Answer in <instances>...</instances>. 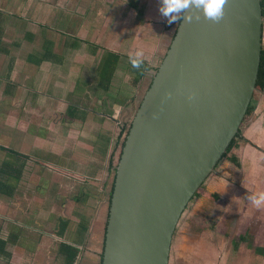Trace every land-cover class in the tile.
I'll use <instances>...</instances> for the list:
<instances>
[{"label": "water", "instance_id": "obj_1", "mask_svg": "<svg viewBox=\"0 0 264 264\" xmlns=\"http://www.w3.org/2000/svg\"><path fill=\"white\" fill-rule=\"evenodd\" d=\"M183 13L117 166L102 264H170L178 225L240 132L263 49L261 0ZM187 17V19L185 18Z\"/></svg>", "mask_w": 264, "mask_h": 264}, {"label": "crops", "instance_id": "obj_2", "mask_svg": "<svg viewBox=\"0 0 264 264\" xmlns=\"http://www.w3.org/2000/svg\"><path fill=\"white\" fill-rule=\"evenodd\" d=\"M133 1L129 0L131 3ZM145 2L147 3V0ZM148 5H150L149 2ZM2 6L0 8L4 9L10 15L11 19V12L5 9V6ZM140 8H143V6L134 5L132 7L133 10H140ZM78 10L83 11V14L88 13L86 7H78ZM78 10L76 13H78ZM46 12L49 13V10H46ZM180 17L179 15V19ZM10 19L5 25L4 46H2L4 47V51H0V58L12 56V64L8 68V78H11V74L15 69L17 78H20V82H14L16 87L20 86L24 90V87H27V85L30 86L32 95L30 101L25 102V106H29L28 109L32 112L37 111V114L40 115V119L30 121L29 124L36 123L35 125L32 124V128L29 129V127H26L28 128L26 132H32L31 138L34 143L33 146L36 147L41 142L38 148L49 153H54L56 150H66L65 142L63 143L64 145H59V143L61 144L62 137L65 135H58L59 132L54 131L56 127H59V130H61L63 126L65 129L70 130L71 133L69 136L74 137L76 143L80 146H75L74 149L72 147V149L68 150L70 153H73L74 150V154H69V162L72 161V163L71 165H67L69 164L67 162L63 167L57 162H51L48 159L38 156L31 158L30 155L19 151L21 155L19 157H22V162L26 163V166L21 179L17 180L18 182L16 181L15 194L12 196L0 194V196L16 200L13 215L7 212L10 206L4 213H0V227L4 226L5 228L8 226L14 230L12 234H9L8 239L13 234L19 237L18 242H9L7 245V251L12 254L9 260L14 261L15 264H65L59 257L60 248L63 242H69L79 246L81 250L76 264H90L91 261L94 264H102L107 224L110 215L109 210L108 220H106L104 208L107 210V199H104L103 192L106 190L105 194L109 195V188L107 189V186L109 183L111 184L110 181L116 176L117 170V168L114 170L115 168L112 167L113 154L109 144H112L114 138L120 131L108 130L110 134L105 139V151H97V146L94 147V144L88 147L89 144L84 141L87 138L84 133H93L97 129L91 125H89L91 128H86V125L80 124L78 121L85 124L86 121H93V119L95 122L100 119L104 121L105 119L103 117H96L97 114L95 112V118L94 116L85 118L78 114L80 111L86 112L80 105H68L66 101L69 97H58L67 88L63 86L64 82L70 78L69 74L63 71L57 76L53 73V68L56 65L62 67L67 61L65 56H59L60 54H56L54 51L58 47L57 40H55L57 38H53V35L50 33L56 31L58 27L57 29L47 28L43 30V32H47V38L44 41V49L42 50L45 53H42L38 49V33L37 31H32L31 28L23 38L15 41L6 39L7 32L11 29L9 24ZM101 24L107 25L105 19L101 23H95V26ZM98 27L96 26L95 29ZM59 31L63 32L61 35L75 38L71 32L68 33V31L62 29H59ZM262 38L264 47V20ZM127 40L129 41L130 38H127ZM65 43L67 56V53L70 52V49L74 45L69 40H65ZM11 47L22 48V50L20 49L22 53L19 57L11 54ZM28 47H35L36 49L33 48L28 52ZM49 51H52V53L48 55ZM108 51L113 50L109 49ZM116 52L121 53L123 58L121 51L117 50ZM46 56H50L51 59L41 62V58H46ZM104 57V55L101 57L100 65ZM16 59H19V61ZM15 62L17 64L16 67ZM118 70L115 74L114 81L117 77ZM98 74L101 79L100 73ZM54 76L55 78L53 79ZM71 77L72 79L74 78V76ZM113 85L109 92L102 88L96 89L93 95L88 97V100L90 98L97 99L98 101L102 99L106 100L104 96H108L109 103L112 102V107L118 103L121 104L122 100L119 101L118 99L111 98ZM77 90L78 87L75 88V85H71L67 94H77ZM89 93L91 92H88L86 96H89ZM134 97L135 94L132 96L126 94V99L123 102L125 101L127 103L126 105H128L130 101L131 103L134 102ZM123 104L121 105L126 106ZM50 105H56L60 111L62 110L61 116L63 119H53L50 117L49 111L52 108ZM68 112H72V114L67 116ZM254 114L250 118V126L247 129L254 127L259 130V135L255 140H252V138L245 135L244 130L241 128L242 136L248 142L245 145L239 144L232 148L222 160L216 172L204 184L203 191L197 194L190 203L175 234L170 264H264V246L259 245L260 239L256 235L261 229L260 225H263V220L258 209H255L256 205L252 202H247L246 191L250 188V185L249 182H245L248 176H254L255 163H258V160L260 161L262 157L259 148H263L262 145L264 144V93H260L259 95V101ZM71 121L74 123L73 128L70 127ZM123 125L125 126V123ZM16 127L21 129L20 125ZM41 129H45V132H40ZM102 132L106 131L102 129ZM95 135L98 134L95 133ZM99 135L102 136L100 129ZM36 140L38 141L36 142ZM248 158L253 163L246 165L244 162ZM40 162H44V167L39 166ZM54 167H60L62 169L58 170ZM70 168L74 172L72 173L74 176L71 181L75 182L73 180H76L79 182L83 187L81 188L82 193L67 197L58 190L57 193H61L60 196H64L65 201L61 200L57 204L51 203L49 192L57 188L54 187L57 185L54 181H61V178L55 175H59L60 177H64L65 175L67 179H71L65 173ZM48 174L49 179L45 178ZM244 176V181L242 180L243 182H240ZM71 181L69 180L70 183H72ZM45 183H48L46 189L43 187ZM70 183L62 180V184L60 183L58 188L61 189V185L68 186ZM77 189H79V186ZM232 193H235L234 199L231 198ZM39 195H42L46 200L40 207H38ZM5 199L1 197V200L4 201ZM40 222L43 226L51 225L52 230L41 228L39 225ZM66 224H68L66 229L62 230V227ZM16 228L20 230L16 232ZM43 238L50 240L48 247L44 245ZM34 243L36 247L32 246ZM46 248L47 250H45ZM45 256L46 260L44 259ZM0 258L6 257L0 255ZM88 260L89 263L87 262ZM0 264L6 263L3 259H0Z\"/></svg>", "mask_w": 264, "mask_h": 264}, {"label": "rangeland", "instance_id": "obj_3", "mask_svg": "<svg viewBox=\"0 0 264 264\" xmlns=\"http://www.w3.org/2000/svg\"><path fill=\"white\" fill-rule=\"evenodd\" d=\"M85 1L86 3H84ZM148 2L150 5H148ZM133 3L129 2V0H0V7L4 5L5 9H8L12 14L9 23L11 29L7 32L6 37L9 41H15L19 38L25 37L31 28L32 31L34 30L38 33V49L42 51L44 49V41L47 38V32L45 33L43 30L47 28L57 29L58 27L56 31L50 33L53 35V38H57L55 40H57L58 47L55 49L58 51H54L56 54H60L59 56H65L67 61L62 67L53 65L55 66L53 68V73L57 76L60 75L61 71H63L69 74L70 77L63 85L67 88L64 89L63 93H60L58 97H69L66 101V104L68 105H80L88 113L80 111L78 114L84 116L85 118H91L92 116L95 118L96 113V117H103V119H105L104 121L100 119L97 122L93 119V121H86L87 124L76 120L80 124L86 125V128L91 125L97 129V131L94 130L93 133H84L87 136L84 141L89 144L88 147L93 144L94 147L97 146L96 149L99 152L105 151V139H107L110 134V131L108 130L120 131L121 133L122 130L124 131L123 123H125V127L127 128L131 126V122L136 115L144 94L152 83L154 74L156 73V70H151L149 72L150 75L146 77L145 81L141 84V87L138 88L134 82V73L131 70V60L136 58L137 52H140L141 55L139 60L147 61L156 68L159 67L174 38L172 34H174L178 26L179 17L176 21L168 23L166 18L160 15L158 11V0H147V3L145 0H134ZM134 5H142L143 8H140V10H133L132 7H134ZM78 7H86L88 13L83 14V11L78 10ZM46 10H49V13H47ZM77 10L78 13H76ZM103 19H105L107 25H96L99 26L97 28L99 30L95 29V23H101L103 22ZM59 29L68 31V33L71 32L75 38H71V36L69 38L67 35H61L63 32L59 31ZM127 38H130V40L128 41ZM65 40H69L70 43L74 45L70 49V52L67 53V56ZM33 48L28 47L27 51L29 52ZM10 49L12 51L11 54L15 57H19L22 53V51H20L22 48L11 47ZM94 49L97 50L96 54L93 53ZM109 49L113 51L118 50L123 53L117 77L115 81L113 80L114 85L111 91V98L122 100L126 97V94L129 96L135 94L134 102L131 103L130 101L128 104L129 106H122L118 103L112 107V102L109 103L108 96H104L106 100L102 99L98 101L97 99L92 98L88 100V97L92 96L93 92H95L96 89L100 88L103 84V81L100 79L98 74V68L102 59L101 57L103 55L105 56L109 52ZM42 53H45V51H42ZM11 59L12 56H4L0 58V145L7 146L9 150L20 151L26 155H30L31 158L33 156H38L48 159L51 162H57L63 167L64 164H67V162L70 161V155L74 154V150L73 153L68 152V150L72 149V147L74 149L75 146L80 145L76 143L74 137L69 136L71 133L70 130L67 128L65 129L63 126L61 130H59V127H56L54 131L59 132L58 135H65L62 137L61 144L59 143V145H62L65 142L66 150H56L54 153H49L41 148H38V146L41 145V142H39L36 147L33 146L34 143L31 138L32 132H26L28 129L26 127H29V129L32 128L36 123H32V125L29 124L30 121L40 119V115L37 114V111L32 112L28 109L29 106H25V102L30 101L31 99L32 93L30 92V86L27 85V87H24V90H22L20 86L14 87V82H20V78H17L18 76L15 69L12 74L10 72L11 78H8V68L12 64ZM16 60L19 61V59ZM16 66L17 64L15 62V67ZM71 76H74V78L72 79ZM71 85H75V88L78 87L77 94H67ZM12 90L15 93H8ZM88 92L91 93L88 94L89 96H86ZM50 107H52L49 111L50 117L53 119H63L61 116L62 110L60 111L56 105H50ZM251 117L247 118V121L244 120L241 128L244 130L245 135L252 138V140H255L259 135V130L254 127L247 129L250 126L249 121ZM58 121L62 122L61 120ZM15 125H20L21 129ZM70 127H74L73 121H71ZM99 129L102 136L99 135ZM102 129L106 132H102ZM40 132L44 133L45 129H41ZM95 133L98 135H95ZM120 133H118V135L114 138L112 144H109L114 158V166L119 164V158L122 150L121 147L123 141L125 140L124 137H121ZM37 141L38 140H36V142ZM262 147L263 148H259V150H261L260 152L262 153V157L260 161L258 160V163H255L256 168L253 174L254 176H248L245 180V182H249L250 185V188L246 191L247 198L253 193L259 194L264 192V144ZM12 158H15L14 154H11L9 151L0 150V164L3 161H12ZM71 163L72 161L67 165H71ZM244 163L248 165L253 162L250 158H248ZM44 165V162L39 163L40 167H44ZM54 168L58 170L62 169L60 167ZM66 171L67 172L65 173L69 175L71 179H67L65 175L64 177L55 175L56 177L61 178V181H54L57 184L54 187L57 188L56 190L49 192L52 201L51 203L57 204L61 200L65 201L64 196L61 197V193H57L58 190L64 193L67 197L78 194L80 195L82 193L81 188L83 187L79 184V182L76 180H73L75 182L71 181L74 176L72 173L74 172L71 168ZM45 178L49 179V174ZM244 179L245 176L240 182H243ZM62 180H66L68 183H70V180L72 183L68 186L61 185L60 189L58 187L60 183L62 184ZM110 182L111 184L109 183L107 186V189L109 188V195L105 194L106 190L103 192V197L105 196L104 199H107V210L104 208L106 220H108L111 205L110 201L114 178ZM47 186L48 183L43 184L44 189H46ZM78 186L79 189H77ZM40 191L42 190L40 189ZM234 196L235 193H232L231 198L234 199ZM1 197L6 199L3 201L1 200ZM39 197L38 207L46 201L42 195H39ZM247 202H250L249 199ZM0 203H3L0 205V213H4L10 206L7 212L12 215L14 214L13 209L16 203L15 199L0 196ZM256 208L261 214L263 220V225L260 223L261 229L256 235H258L260 239L259 245L264 246V202H262L260 206H256L255 209ZM39 225L43 229L52 230V227H50L51 225L43 226L41 222ZM16 229V232L20 230L19 228ZM13 232L14 230L8 226L5 228L4 226L0 227V238L7 239L9 234H12ZM43 240L45 243L44 245L48 247L50 240H46L44 238ZM32 246L36 247V244L34 243ZM45 250H47V248ZM41 256L44 257L43 255ZM0 259H3L6 264H15L14 261L9 262L8 259L5 260L6 258ZM44 259L46 260V256ZM87 262L89 263V260ZM90 264H94V262L91 261Z\"/></svg>", "mask_w": 264, "mask_h": 264}, {"label": "trees", "instance_id": "obj_4", "mask_svg": "<svg viewBox=\"0 0 264 264\" xmlns=\"http://www.w3.org/2000/svg\"><path fill=\"white\" fill-rule=\"evenodd\" d=\"M261 5H262V14L264 16V0H261ZM183 13L180 14L181 17L178 21V24L182 20ZM9 19H10V15H8V13L4 9H0V51H4V47L2 46H4L5 25ZM175 35H176V32L173 34V37H175ZM51 53L52 51H49L48 55ZM93 53L96 54L97 50L94 49ZM41 59H42L41 62L46 61V60L49 61L51 57L46 56V58L42 57ZM121 59H122L121 53L116 52V51H109L103 58V61L100 65L99 73L101 76V80L103 81V84L100 86V88L104 89L107 92H109L112 87L115 74L117 70L119 69V66L121 63ZM153 69L158 70V67L156 68L152 66L149 62L143 61V60H140V63L137 66H134L133 64L131 65V70L134 73L133 75L134 82H135V85L138 86V88L141 87V84L145 81L146 77L150 75L149 72ZM256 87H257V91L255 92L253 96V99L249 106L245 120L254 115V112L256 110V107L259 101V95L260 93H264V47L262 49L261 63H260V69H259ZM8 93L13 94L14 91L12 90V91H9ZM125 99L126 97L122 99L121 104L125 103V101L123 102V100ZM126 104L127 103L123 105H126ZM72 112H68L67 116L71 115ZM130 128L131 126H129V128L124 126V131L122 130L121 132V137L125 138V140L122 143V147H121L122 149L121 155H122ZM247 142L248 140H246L242 136V132L240 131L235 136L233 141L231 142V145L228 148V151L225 157L228 155V153L232 150L234 146L236 145L238 146L239 144L245 145ZM0 150L9 151L11 154H14V157H15V158H12V161H3L0 164V194L12 196L15 194V191H16V181L21 179L26 163L22 162V157H19L21 156L19 152L15 150H11V149L9 150V148L3 145H0ZM121 155H120V158H121ZM120 158H119V161H120ZM117 166H114V158H113L112 167L115 168L114 170H116ZM115 179H116V176L114 177V184H115ZM114 184H113L112 194L114 191ZM203 189L204 188L202 187L201 190L198 192V194L201 193ZM67 225L68 224L63 226L62 230H65ZM18 238L19 237H17L16 234H13L9 239L0 238V255L3 257L5 256L8 259V261H10L9 259H11L12 254L7 251V245L9 244V242H14V243L18 242L17 241ZM80 251L81 250L79 246L69 243V242H63L61 244L59 257L65 264H76L78 257L80 255Z\"/></svg>", "mask_w": 264, "mask_h": 264}, {"label": "clouds", "instance_id": "obj_5", "mask_svg": "<svg viewBox=\"0 0 264 264\" xmlns=\"http://www.w3.org/2000/svg\"><path fill=\"white\" fill-rule=\"evenodd\" d=\"M224 0H158V11L161 16L166 18L168 23L176 21L179 15L190 7L203 9L204 14L211 19H218L223 14ZM187 19V17H185ZM141 53H136V58L131 60L134 66L140 63ZM250 202L260 206L264 202V192L251 194L248 196Z\"/></svg>", "mask_w": 264, "mask_h": 264}, {"label": "bare ground", "instance_id": "obj_6", "mask_svg": "<svg viewBox=\"0 0 264 264\" xmlns=\"http://www.w3.org/2000/svg\"><path fill=\"white\" fill-rule=\"evenodd\" d=\"M180 24V23H179ZM179 26V25H178ZM178 29V28H177ZM177 32V31H176ZM170 48V47H169ZM159 68V67H158ZM150 87V86H149ZM134 120V119H133ZM133 122V121H132ZM132 125V124H131ZM182 220V219H181Z\"/></svg>", "mask_w": 264, "mask_h": 264}]
</instances>
